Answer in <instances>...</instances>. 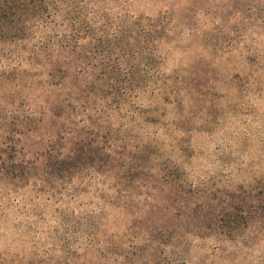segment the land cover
<instances>
[{"label":"trees","instance_id":"16d2710c","mask_svg":"<svg viewBox=\"0 0 264 264\" xmlns=\"http://www.w3.org/2000/svg\"><path fill=\"white\" fill-rule=\"evenodd\" d=\"M252 8L264 29V0ZM165 28L119 0H0V200L101 181L113 190L107 202L130 215L120 236L87 226L84 246L4 251L0 264H93L89 251L134 264L141 239L233 241L264 224V175L195 183L171 160L180 128L155 127L166 105ZM251 62L232 80L246 90L264 83V59Z\"/></svg>","mask_w":264,"mask_h":264},{"label":"rangeland","instance_id":"374dc122","mask_svg":"<svg viewBox=\"0 0 264 264\" xmlns=\"http://www.w3.org/2000/svg\"><path fill=\"white\" fill-rule=\"evenodd\" d=\"M119 1L134 13L160 18L166 27L160 43L166 105L155 127L180 128L172 134L171 160L195 183L234 185L263 176L264 83L246 90L232 81L244 63L264 59L255 0ZM58 191L41 195L27 189L0 200V252L55 251L78 240L84 246L87 226L98 227L103 238L124 233L130 215L107 202L110 186L100 181L67 191L60 185ZM54 211L68 216H53ZM147 243L141 239L133 247L134 264H264V224L259 223L233 241L193 237L163 247ZM83 258L115 264L98 251Z\"/></svg>","mask_w":264,"mask_h":264}]
</instances>
